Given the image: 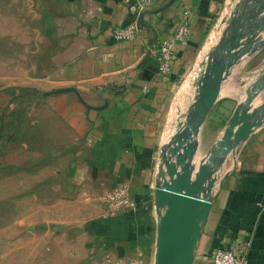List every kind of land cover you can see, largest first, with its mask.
Masks as SVG:
<instances>
[{"label":"crops","instance_id":"crops-1","mask_svg":"<svg viewBox=\"0 0 264 264\" xmlns=\"http://www.w3.org/2000/svg\"><path fill=\"white\" fill-rule=\"evenodd\" d=\"M39 1L49 14L45 63L50 83L82 89L83 102L91 106L69 111V120L82 127L81 144L69 159V195L85 198L93 190L105 192L124 183L136 205L116 218L106 245L153 262L154 189L170 182L166 166L182 152L177 140L192 128L201 88L211 76L207 68L219 59L225 65L217 97L190 129L193 150L186 163L192 179L238 107L246 111L253 98L261 106L251 111L256 125L235 147L225 149L206 178L212 181L211 206L192 264H212L216 248L232 249L244 264H264V0H239L237 14H225L231 0H156L146 12L136 11L135 0ZM183 21L189 36L176 44L170 72L160 74L146 49L170 37ZM131 23L139 28L133 38L112 37V27ZM75 97L69 91L72 108Z\"/></svg>","mask_w":264,"mask_h":264},{"label":"rangeland","instance_id":"rangeland-1","mask_svg":"<svg viewBox=\"0 0 264 264\" xmlns=\"http://www.w3.org/2000/svg\"><path fill=\"white\" fill-rule=\"evenodd\" d=\"M238 2L231 0L225 14H237ZM39 3L0 0V264H129L137 254L106 245L125 212H111L105 199L113 186L125 185L128 194L129 187L69 195V159L82 136L69 111L91 106L82 89L51 85L49 14ZM69 91L77 96L73 108ZM260 106L253 98L246 112Z\"/></svg>","mask_w":264,"mask_h":264},{"label":"water","instance_id":"water-1","mask_svg":"<svg viewBox=\"0 0 264 264\" xmlns=\"http://www.w3.org/2000/svg\"><path fill=\"white\" fill-rule=\"evenodd\" d=\"M231 43L233 46L236 44L235 40ZM224 65V62L215 59L208 66L211 76L201 88L200 97L194 108L196 115L191 120L192 128H186L177 140L178 146H182V152L166 166L170 182H160L154 189V205L158 220L153 264H192L211 206L209 189L212 181L206 182L207 176L211 174L210 168L222 157H219L223 154H219V151L235 147L256 125L254 120L256 112L240 113L243 106H239L227 131L215 145L219 147L217 150L215 146L211 149L205 164L192 179L189 165L186 163L187 160L190 161L193 150L190 144V129L197 127L206 116L209 106L215 101ZM177 166H180V169Z\"/></svg>","mask_w":264,"mask_h":264},{"label":"built area","instance_id":"built-area-1","mask_svg":"<svg viewBox=\"0 0 264 264\" xmlns=\"http://www.w3.org/2000/svg\"><path fill=\"white\" fill-rule=\"evenodd\" d=\"M156 0H135L137 12H146L155 6ZM139 28L136 24L131 23L127 26H115L110 29L111 35L116 40H126L133 38ZM189 36V24L187 21L181 22L173 31L172 35L162 41L149 46L146 51L148 55H153L157 72L168 74L171 70V59L174 54L175 46L178 42L184 41ZM108 208L113 213L132 211L136 208L128 194L125 185L113 186L105 194ZM129 264H143L140 257H134ZM212 264H244L245 259L242 255L237 254L230 248H216L211 254Z\"/></svg>","mask_w":264,"mask_h":264}]
</instances>
